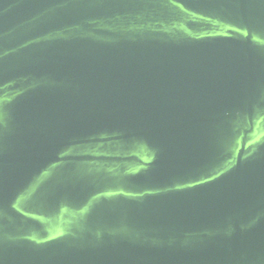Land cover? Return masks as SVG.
Here are the masks:
<instances>
[{"label":"water","instance_id":"95a60500","mask_svg":"<svg viewBox=\"0 0 264 264\" xmlns=\"http://www.w3.org/2000/svg\"><path fill=\"white\" fill-rule=\"evenodd\" d=\"M0 264H264V0H0Z\"/></svg>","mask_w":264,"mask_h":264}]
</instances>
